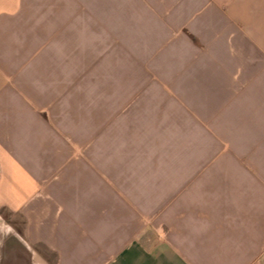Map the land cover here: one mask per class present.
Wrapping results in <instances>:
<instances>
[{
	"label": "crops",
	"instance_id": "crops-1",
	"mask_svg": "<svg viewBox=\"0 0 264 264\" xmlns=\"http://www.w3.org/2000/svg\"><path fill=\"white\" fill-rule=\"evenodd\" d=\"M0 264H264V0H0Z\"/></svg>",
	"mask_w": 264,
	"mask_h": 264
},
{
	"label": "rangeland",
	"instance_id": "rangeland-1",
	"mask_svg": "<svg viewBox=\"0 0 264 264\" xmlns=\"http://www.w3.org/2000/svg\"><path fill=\"white\" fill-rule=\"evenodd\" d=\"M17 222V221H16ZM17 224H18V222H17Z\"/></svg>",
	"mask_w": 264,
	"mask_h": 264
}]
</instances>
